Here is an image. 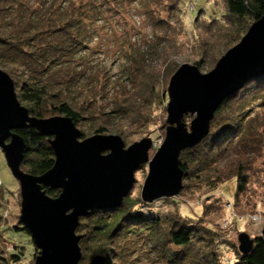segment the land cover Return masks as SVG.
<instances>
[{
    "label": "trees",
    "instance_id": "1",
    "mask_svg": "<svg viewBox=\"0 0 264 264\" xmlns=\"http://www.w3.org/2000/svg\"><path fill=\"white\" fill-rule=\"evenodd\" d=\"M59 1L0 0V68L13 80L19 102L38 118L66 116L76 127L82 123L96 125L100 122L94 130L96 134L108 135L105 133L110 129L109 125L115 123L114 118L125 120L130 131L133 125H143L148 95L152 96L151 105L160 106L164 102L165 91L155 87L157 76L144 70L142 62L150 53L157 54L159 49L162 52L158 56H163L167 49L164 46H175L172 36L177 37L178 34L173 33L170 22H165L159 14L153 16L142 5L134 8V13L149 16L157 28L165 27L163 35L155 33L151 40L145 36L150 50L134 48L126 40L125 35L130 30L138 29L134 26L125 31L122 29L121 34L113 30L109 40L100 44L101 41H97L103 29L100 23L110 25L121 20L125 26V15L131 11H127L124 4L131 5L134 0ZM154 1L164 3L163 0ZM174 2L167 0L165 9L170 14H174L176 9V18L181 21L183 11L178 6L173 8ZM213 3H218V0H213ZM214 5L222 9L223 14L219 19L203 22L202 29L206 37L218 40L216 51L220 53L237 44L249 26L264 16V0H221V4ZM148 12L151 15H147ZM104 47L122 62L120 76L113 78L103 64L93 65L96 63L93 57ZM201 60L192 65L198 67ZM160 65H166L165 76L168 77L178 68L175 63L163 59ZM147 77L152 79L147 80L149 84L145 82ZM251 103L264 107V76L247 82L240 91L226 99L214 114L208 136L195 147L180 153L178 164L184 173L181 191L188 188L186 184L202 182L208 177L214 185L235 178V197L245 192L248 178L241 169L242 164H237L234 171L213 168L227 161L224 154L237 140L242 117ZM149 115H152L151 111ZM113 131L123 135L122 130ZM17 133L25 142L20 168L34 176L49 170L54 163V154L47 138L32 129ZM82 138H85L83 134ZM43 189L52 198L59 194L58 190ZM129 196L118 209L94 211L80 220L76 231L83 233L80 241L84 251L83 263L88 257L102 253L105 256L103 264H115L117 257L123 254L119 252L118 241H125V236L137 231L136 236L150 244L161 262L167 260L166 264H223L220 246L226 243L216 230L201 220L184 222V218L175 215L165 224L157 218H145L134 210L140 202L129 200ZM231 205L233 208L234 202ZM212 207V204L206 206V214L213 212ZM128 209L129 215L125 216ZM262 213L264 215V206ZM17 223L19 226L12 225L13 230L6 229L5 232H9L13 239L19 234L25 235L32 244L34 258L37 250L31 237ZM252 239L253 249L246 255L238 251L237 241H231L234 261L229 264H264V238ZM24 250L23 244L14 242V250L9 253L12 263L18 264L23 260Z\"/></svg>",
    "mask_w": 264,
    "mask_h": 264
},
{
    "label": "water",
    "instance_id": "2",
    "mask_svg": "<svg viewBox=\"0 0 264 264\" xmlns=\"http://www.w3.org/2000/svg\"><path fill=\"white\" fill-rule=\"evenodd\" d=\"M263 76L264 16L249 26L210 72L201 73L187 63L175 70L166 88L165 137L149 159L153 145L149 137L125 148L119 135L82 138L69 117L32 116L19 102L11 77L0 69V150L19 186L18 222L38 252L34 264H79L82 235L76 230L80 220L94 211L120 208L134 187L135 172L144 164L148 173L140 192L143 203L177 196L184 177L178 164L180 153L208 136L210 122L226 99ZM187 115H195L189 126L184 122ZM24 129L46 137L54 154L52 167L40 176L20 168L25 142L17 132ZM43 188L59 194L52 198ZM253 246L247 233L238 234L237 248L242 255L250 253ZM103 261V257L94 256L88 264Z\"/></svg>",
    "mask_w": 264,
    "mask_h": 264
},
{
    "label": "rangeland",
    "instance_id": "3",
    "mask_svg": "<svg viewBox=\"0 0 264 264\" xmlns=\"http://www.w3.org/2000/svg\"><path fill=\"white\" fill-rule=\"evenodd\" d=\"M49 1L50 3L53 2V0ZM166 1L163 0L164 3L154 1V3L153 0H134L131 5L124 4L127 11H131V14L125 15L127 22L125 26H123L121 20L118 22L114 21L113 17H110L114 21L110 25L98 22L103 27L100 32L101 38L99 37L97 40L98 42L101 41L100 44H105V41L109 40L113 30L121 34L123 32L122 29L125 31L129 27L134 26L138 29H135L136 31L130 30L129 34L125 35L126 40L134 48L140 47L142 50H150L147 41L144 40L145 36L148 40H151V36L155 33L163 35L165 27L157 28L149 16H139L134 13V8L143 5L153 16L159 14V17L165 22H170L172 29L174 28L173 33L178 34L177 37L172 36V38H175L173 42L175 46L173 48L170 45L164 46L167 49H165L163 56H158V53L162 52V49H159L157 54L150 53L142 62L144 70L146 69L150 73L153 72L157 76L158 80L155 87L165 91L163 104L160 106L151 105L152 96L148 95L145 107L147 114L145 121L142 123L143 125H133L130 131L125 120L114 118L113 121L115 123L110 124L109 131L105 133L108 135H119L124 142L125 148L134 142L140 141L142 138H151L153 145L149 151V159L153 157L162 144L165 137V127L167 126L166 105L168 97L166 88L171 76H165L167 63L161 66V60L173 62L179 67L184 63L192 65L202 58L198 69L201 73H208L226 52L220 53L216 51L219 44L218 40L215 38L210 39V36L206 37L202 29L203 22L219 19L222 16L223 10L214 5L221 4V0H218V3H213V0H174L173 8L178 6L183 11L181 21L176 18V9H174V14H170L165 9ZM101 3L103 4L104 2L101 1ZM105 7L107 6L103 8ZM150 13L148 12L147 15ZM173 30H171V33ZM203 52L206 57H203ZM105 53H108V55ZM114 55L113 52H108L107 47H104L98 55L93 57V62L97 63H93V65L100 66L103 64L106 66L105 71L114 76L113 78L120 76L122 62ZM148 79L151 78H146L145 82L147 84H149L147 82ZM257 104L251 103L248 112L242 117L243 121L238 130L240 133H236L238 138L229 145V149L224 154L227 161L213 168V170L224 169L225 172L228 170L234 171L237 164H242L241 169L248 178L245 192L239 193L235 197V178L229 179L221 185H214V183L210 182L211 179L207 177L202 182L193 181L190 184H186L185 186H188V188L183 189L175 197L162 198L146 204L140 199L141 188L148 173L147 164H144L135 172V184L129 196V200L140 202L134 207V210L145 218H157L163 220V224H165L168 218L175 215L184 218V222L195 223L196 220H201L205 225L216 230L226 243V245L220 246V252L223 253L221 260L223 264H229L234 261L231 241H237V236L240 232L247 233L251 238L261 236L264 223V215L262 213L264 206V107ZM150 111L152 113L151 116L149 115ZM194 117L195 115L184 116V122L189 126ZM98 124L100 122L96 123V125L82 123L77 128L87 138L96 134L94 130ZM121 126H124V128ZM113 129L122 130L123 135L118 134ZM206 179L210 180L206 181ZM0 180L2 184L0 186V259L4 260H0V262L3 264H14L9 257V253L14 250V242H16L23 244L25 249V257L18 264H34L35 257H32V244L27 237L19 234L20 238L18 236L13 239L9 232H5L6 229L13 230L12 225L19 226L17 221L20 210V196L18 183L7 168L1 150ZM233 202L235 206L232 208L231 204ZM209 204L210 206L212 204V209L214 210L210 214H206V206ZM129 212L130 209L127 210L125 216L129 215ZM76 233L83 235L81 232L76 231ZM137 233V231H134V233H130L131 235L125 236V241H118L119 252L123 254L117 257L115 264H166L167 260L161 262L156 251L151 249L150 244L145 243L140 237L136 236ZM79 246L82 260L84 251L80 243ZM94 256L105 257L102 253H98L88 257L85 263L80 260L79 264H88Z\"/></svg>",
    "mask_w": 264,
    "mask_h": 264
},
{
    "label": "built area",
    "instance_id": "4",
    "mask_svg": "<svg viewBox=\"0 0 264 264\" xmlns=\"http://www.w3.org/2000/svg\"><path fill=\"white\" fill-rule=\"evenodd\" d=\"M0 186H1V180H0Z\"/></svg>",
    "mask_w": 264,
    "mask_h": 264
},
{
    "label": "bare ground",
    "instance_id": "5",
    "mask_svg": "<svg viewBox=\"0 0 264 264\" xmlns=\"http://www.w3.org/2000/svg\"><path fill=\"white\" fill-rule=\"evenodd\" d=\"M202 142V141H201Z\"/></svg>",
    "mask_w": 264,
    "mask_h": 264
}]
</instances>
